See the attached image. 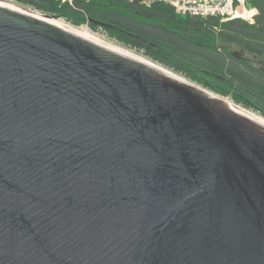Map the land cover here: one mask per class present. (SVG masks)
Segmentation results:
<instances>
[{
    "label": "water",
    "instance_id": "water-1",
    "mask_svg": "<svg viewBox=\"0 0 264 264\" xmlns=\"http://www.w3.org/2000/svg\"><path fill=\"white\" fill-rule=\"evenodd\" d=\"M55 18L0 0V264H264V119Z\"/></svg>",
    "mask_w": 264,
    "mask_h": 264
},
{
    "label": "trees",
    "instance_id": "trees-1",
    "mask_svg": "<svg viewBox=\"0 0 264 264\" xmlns=\"http://www.w3.org/2000/svg\"><path fill=\"white\" fill-rule=\"evenodd\" d=\"M12 1L63 17L74 26L102 30L152 61L264 115V0H248L259 10L252 24L240 19L220 23L217 17L183 18L160 1L149 6L139 0ZM230 48L242 49L251 60L233 56Z\"/></svg>",
    "mask_w": 264,
    "mask_h": 264
},
{
    "label": "built area",
    "instance_id": "built-area-1",
    "mask_svg": "<svg viewBox=\"0 0 264 264\" xmlns=\"http://www.w3.org/2000/svg\"><path fill=\"white\" fill-rule=\"evenodd\" d=\"M66 1L72 4V0H61V2H66ZM139 1L147 6L157 1L164 2L171 5L178 14L200 17L202 19L217 17L220 23L228 20L240 19L249 24H252L255 22V19L259 14L258 7L248 4V0H139ZM84 25L85 27H88L87 24ZM214 29L218 30L219 28L218 26H215ZM236 105L240 106L239 104ZM242 108L245 109V107ZM256 112L260 113V111L258 110Z\"/></svg>",
    "mask_w": 264,
    "mask_h": 264
},
{
    "label": "rangeland",
    "instance_id": "rangeland-1",
    "mask_svg": "<svg viewBox=\"0 0 264 264\" xmlns=\"http://www.w3.org/2000/svg\"><path fill=\"white\" fill-rule=\"evenodd\" d=\"M10 1H12V0H10ZM32 9V8H31ZM33 10H36V9H33ZM36 11H38V10H36ZM38 12H40V11H38ZM41 13V12H40ZM179 16H181V17H187V15H179ZM58 20H62V21H64V22H66V23H69V24H71L70 22H67L63 17H59V18H57ZM207 19V18H206ZM133 24H135V25H141L142 26V24H139V23H133ZM71 25H73V24H71ZM132 25V24H131ZM88 26V25H87ZM143 26H146V25H143ZM77 27H85V25L84 24H82V25H80V26H77ZM214 27V26H213ZM88 28H89V26H88ZM90 29V28H89ZM214 29V28H213ZM96 36H98V37H100V38H102V39H104V40H106V41H108V42H112V43H114V44H116V45H118V46H121V47H124V48H127V49H129V50H132V51H134L135 53H138V54H141L142 53V51H137V50H135V49H132V48H130L129 46H126V45H124V44H121V43H119L117 40H115V39H113V38H109L106 34H104L103 33V31L102 30H92V29H90ZM215 30V29H214ZM232 49H234V48H232ZM143 54V53H142ZM144 57H146V55H143ZM146 58H148V57H146ZM150 61H152L150 58H148ZM152 62H154V63H157V64H159V65H161V66H163L162 64H160V63H158V62H155V61H152ZM164 68H166L167 70H169V71H171V72H173V73H175L176 75H178V76H181V77H183V78H185L186 80H188V81H191V82H193L194 84H197V85H199V86H201V87H203V88H206V87H204V86H202L201 84H199L198 82H196V81H194V80H192V79H190V78H188L187 76H185V75H183L182 73H178V72H175L174 70H172V69H170V68H168L167 66H163ZM208 91H210V92H213V93H215V94H218V93H216V92H214V91H212V90H210V89H208V88H206ZM220 95V94H219ZM220 96H223V97H225V98H227L228 100H230L231 102H233L234 104L236 103V104H239L240 106H242V107H245V109L246 110H249V111H251V112H253V113H255V114H259L260 116H262V117H264V115L263 114H260V113H257L256 111L257 110H255L254 108H252V107H247V106H245L244 104H241V103H237V102H235L229 95H227V96H224V95H220Z\"/></svg>",
    "mask_w": 264,
    "mask_h": 264
},
{
    "label": "bare ground",
    "instance_id": "bare-ground-1",
    "mask_svg": "<svg viewBox=\"0 0 264 264\" xmlns=\"http://www.w3.org/2000/svg\"><path fill=\"white\" fill-rule=\"evenodd\" d=\"M55 19H57V18H55ZM60 21H62V20H60ZM64 22V21H63ZM74 26V25H73ZM75 27H77V26H75ZM77 28H80V29H82V30H84V31H86V32H88V33H90V34H92V35H95L88 27H77ZM96 36V35H95ZM98 37V36H97ZM100 38V37H99ZM102 39V38H101ZM104 40V39H103ZM106 41V40H105ZM110 43H112V42H110ZM112 44H114V43H112ZM114 45H116V44H114ZM116 46H118V45H116ZM118 47H120V48H122V49H124V50H126L127 52H129V53H131V54H133V55H135V56H137V57H140V58H142V59H144V60H146V61H148V62H150V63H152V64H154V65H156V66H158V67H160L161 65H159V64H157V63H154V62H152V61H150L148 58H146V57H144L143 55H141V54H138V53H135L134 51H132V50H129V49H127V48H124V47H121V46H118ZM160 68H162V69H164V70H166V71H168V72H170V73H172V74H174V75H176L175 73H173V72H171V71H169V70H167L166 68H164L163 66H161ZM177 77H179V78H181V79H185V78H183V77H181V76H178V75H176ZM221 98V97H220ZM221 99H223V100H225V101H227V102H229V103H232V104H234L233 102H231L230 100H228L227 98H221ZM234 105H236V104H234ZM236 106H238V105H236ZM238 107H240V106H238ZM240 108H242V107H240ZM242 109H244V108H242ZM244 110H246V109H244ZM247 111V110H246ZM248 112H250V111H248ZM250 113H252V114H254V115H257V116H259V117H261V118H263L264 119V117H262V116H260L259 114H255V113H253V112H250Z\"/></svg>",
    "mask_w": 264,
    "mask_h": 264
},
{
    "label": "flooded vegetation",
    "instance_id": "flooded-vegetation-1",
    "mask_svg": "<svg viewBox=\"0 0 264 264\" xmlns=\"http://www.w3.org/2000/svg\"><path fill=\"white\" fill-rule=\"evenodd\" d=\"M231 52L236 53L238 56H235V57H237L239 59L251 60L250 55L247 52L243 51L242 49H237V48L236 49H232V48H230V53Z\"/></svg>",
    "mask_w": 264,
    "mask_h": 264
}]
</instances>
